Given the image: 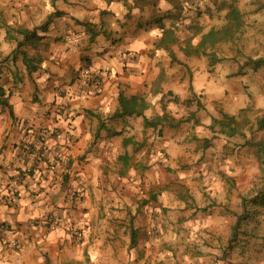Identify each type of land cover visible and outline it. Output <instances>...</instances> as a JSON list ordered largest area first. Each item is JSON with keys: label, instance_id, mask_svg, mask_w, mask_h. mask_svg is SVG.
I'll list each match as a JSON object with an SVG mask.
<instances>
[{"label": "crops", "instance_id": "1", "mask_svg": "<svg viewBox=\"0 0 264 264\" xmlns=\"http://www.w3.org/2000/svg\"><path fill=\"white\" fill-rule=\"evenodd\" d=\"M187 6L0 0V264H264V210L243 207L264 188L251 129L237 148V137L210 129L249 106L256 128L264 75L253 76L264 68L217 76L220 63L160 44L166 29L219 27ZM121 93L144 98L141 116L114 117ZM174 98L198 99L196 118L148 126L165 112L188 117ZM43 133L39 161L32 150Z\"/></svg>", "mask_w": 264, "mask_h": 264}, {"label": "trees", "instance_id": "2", "mask_svg": "<svg viewBox=\"0 0 264 264\" xmlns=\"http://www.w3.org/2000/svg\"><path fill=\"white\" fill-rule=\"evenodd\" d=\"M259 4L258 10L264 9V1L260 0L255 2ZM227 10L225 16V23L222 26L214 27L208 32L203 30V27L197 24L189 25L183 30L180 29H166L163 31V38L161 40L162 45H166L170 48L171 45L177 43H184L182 48L187 55H202L208 57L212 65H216L224 61V58L220 56L219 49L221 46L232 45L235 47L237 56L235 61H239V57L243 59L240 63L238 71L234 75H243L247 71L258 72L264 68V55L259 57H252L246 55L243 51L244 48H239L240 42L242 41L246 33V21L244 12L234 3L226 4L224 6ZM50 23H46L44 26L37 30L45 29ZM36 30V31H37ZM183 32L184 41H180L177 38V32ZM27 34H32L34 32L26 31ZM198 38L199 40L193 46L192 42ZM237 47V48H236ZM175 60V59H173ZM3 93L0 88V96ZM170 96L168 94L166 97ZM164 99V97H163ZM177 104H181L179 99L174 98L173 100ZM0 103L7 105L6 101L0 100ZM144 104V98L140 96L127 97L121 93L119 99V109L115 113L114 117H125V116H141V106ZM186 106L189 111L187 118L174 121L170 119V116L165 112V107L163 106V111L165 112L163 116L157 118L153 122H147L148 126L158 127L161 125H168L170 127H179L184 123H188L196 118V113L193 112V108L199 106L201 108V103L198 99H189L182 103ZM253 111V107L249 106L247 109L241 111L238 116H226L222 115L219 117H214L210 129L218 134L224 135L226 137H246L245 131L250 130L252 132L250 141L247 142L249 145H254L257 147V153L264 166V116L256 118V128L254 129L252 121L249 119V113ZM197 122V121H196ZM210 141L205 140L208 144ZM264 174V169H263ZM257 206L264 210V188L259 190L256 196L252 199L243 198V207L249 209L250 207Z\"/></svg>", "mask_w": 264, "mask_h": 264}, {"label": "rangeland", "instance_id": "3", "mask_svg": "<svg viewBox=\"0 0 264 264\" xmlns=\"http://www.w3.org/2000/svg\"><path fill=\"white\" fill-rule=\"evenodd\" d=\"M257 1L260 0H184L188 8L200 6V8L204 9L200 13L202 20L200 22H203L207 28L223 24V16L226 10L223 9L224 11L221 12L218 10L219 8H224L226 4H236L244 12L247 25L246 33L240 42L239 48H244V53L254 58L264 55V9L258 10L259 4L255 3ZM188 15L190 14L185 9L184 17L187 18ZM219 53L222 57H228V60L217 65L219 66L217 76H232L238 71L243 59L239 57V61L232 60L233 57L237 56L235 47L233 48L232 45L221 46ZM201 61L199 60L195 64H202ZM262 75H264V69L260 73H257L256 76H253V81L260 79ZM235 141L233 142L235 148L243 143L240 138H236ZM248 156L251 157V154H248Z\"/></svg>", "mask_w": 264, "mask_h": 264}, {"label": "built area", "instance_id": "4", "mask_svg": "<svg viewBox=\"0 0 264 264\" xmlns=\"http://www.w3.org/2000/svg\"><path fill=\"white\" fill-rule=\"evenodd\" d=\"M84 77L86 79H93L94 80V84L96 89H100V87L102 86V81L100 79H96V77L93 75V73L90 70H86L84 72ZM49 140H50V136L47 133H43L39 136L38 142H37V147L34 146L33 150H32V156L33 158H35L36 160H44L46 158V155L48 153L49 150ZM63 158H61L60 160H62ZM33 169V165H31L30 167L27 168V173H31ZM75 200H79L80 199V195L75 193L73 195ZM39 227H44L43 223H38ZM71 236L77 240L78 242L81 241V235L78 232V230L76 229H71ZM12 245L14 247H18L19 246V242L18 241H14L12 242Z\"/></svg>", "mask_w": 264, "mask_h": 264}]
</instances>
